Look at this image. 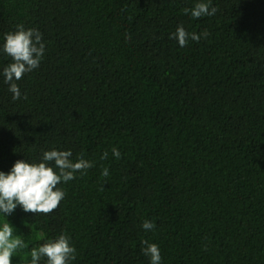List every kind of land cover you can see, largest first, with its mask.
Segmentation results:
<instances>
[{
	"label": "trees",
	"instance_id": "16d2710c",
	"mask_svg": "<svg viewBox=\"0 0 264 264\" xmlns=\"http://www.w3.org/2000/svg\"><path fill=\"white\" fill-rule=\"evenodd\" d=\"M194 3L0 0V42L22 24L46 44L22 98L0 77V170L53 147L94 161L52 212L8 217L26 245L12 264L62 231L72 264H149L142 240L162 264H264V0L198 19ZM178 24L208 36L180 47Z\"/></svg>",
	"mask_w": 264,
	"mask_h": 264
},
{
	"label": "clouds",
	"instance_id": "9594fccd",
	"mask_svg": "<svg viewBox=\"0 0 264 264\" xmlns=\"http://www.w3.org/2000/svg\"><path fill=\"white\" fill-rule=\"evenodd\" d=\"M212 0H195L191 8H184L185 14L192 18L211 17L217 9L211 6ZM206 30L200 33L189 32L183 24H178L175 31L169 33L180 47L189 41H199L207 37ZM46 44L43 34L38 28L17 25L15 30L4 34L0 42V54L10 58V62L0 68V77L12 94V100L22 98L18 81L27 73L40 66L45 55ZM26 95V94H25ZM112 156L121 158V152L113 146ZM107 151L101 154L106 159ZM94 166V161L83 155L73 158L71 149L50 148L41 152L38 160L17 159L8 171L0 170V264H12V258L18 249L24 248L25 241L8 217L19 206L24 212L47 214L56 209L65 198L66 191L59 186L74 180L77 174H83ZM101 175L107 177L109 169L104 167ZM155 222L143 220L141 227L153 230ZM142 253L148 257L149 264H162L159 245L155 242L142 240ZM30 264H72L76 260L77 249L71 236L62 231L54 238L46 239L39 246L30 250ZM46 258V259H45Z\"/></svg>",
	"mask_w": 264,
	"mask_h": 264
}]
</instances>
